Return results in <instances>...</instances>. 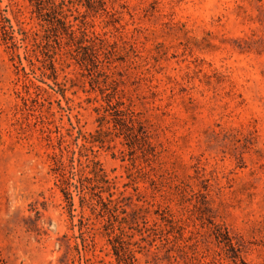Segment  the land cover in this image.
<instances>
[{"label":"rangeland","instance_id":"1","mask_svg":"<svg viewBox=\"0 0 264 264\" xmlns=\"http://www.w3.org/2000/svg\"><path fill=\"white\" fill-rule=\"evenodd\" d=\"M20 1L27 45L0 0L5 263L264 264V0H69L93 64Z\"/></svg>","mask_w":264,"mask_h":264},{"label":"trees","instance_id":"2","mask_svg":"<svg viewBox=\"0 0 264 264\" xmlns=\"http://www.w3.org/2000/svg\"><path fill=\"white\" fill-rule=\"evenodd\" d=\"M35 2V4H39V11L41 15L46 14L44 10H48V12H54L55 17L53 19V27L49 26L48 31L50 32V37L45 39V42L47 45L51 44L54 42L56 44L57 49L60 51L61 54V61L63 62L64 60L66 61L67 57L71 55L73 59L74 57V46H79L81 45V56L79 58V61L82 62H88V64H93L94 59L99 58V54H97V46L96 42L92 41L90 38V34L93 32L89 30L88 27V21L86 20V16L81 20L77 16H74V20L77 22L74 23V29L70 28V25H67L71 20L68 19L67 12L70 10L69 8V0H30ZM99 0H86L83 2V6L86 8L85 10H90L94 3ZM103 1V0H102ZM31 6H34V4L31 2ZM9 6L11 7V11L13 14V18L15 19L17 25H18V31L22 35V41L25 43V45L28 44V39H27V34H29L30 29H27L25 27L26 24V13H27V8L25 4H23L22 1L20 0H9ZM85 10L83 11V14H85ZM47 21L46 18L43 19V22ZM6 22L8 23V28L10 29V34L5 33L6 36H10V39L14 40L15 45L17 46V39L16 36L14 35V28L13 25L11 24V20L9 18H6ZM45 26L43 23L40 24ZM80 32V34H79ZM31 33L33 35H36V31H32ZM54 34V38L51 36ZM53 40V41H52ZM96 53V54H94ZM66 57V59H64ZM76 60V59H75ZM50 77V76H47ZM110 105V103H109ZM123 111V109H121ZM126 127L128 128V124H125ZM83 197V196H82ZM160 212L157 211V215L155 216V219H150V222L153 226H170L172 225V220H170L167 217H161L160 218ZM166 212V211H164ZM209 226L213 233L215 234L219 244L221 246L225 247V252L229 253L230 256L234 260L240 259L242 260L241 257V247L240 244L234 240V237L230 235L229 231L224 228L221 230V226H219L218 223L214 222L212 217H209ZM161 229H163L161 227ZM243 261V260H242ZM0 264H6L4 259L0 256Z\"/></svg>","mask_w":264,"mask_h":264}]
</instances>
